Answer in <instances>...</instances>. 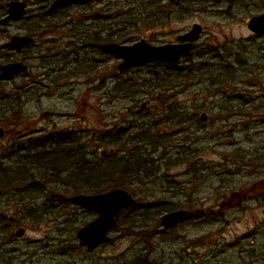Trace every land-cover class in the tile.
<instances>
[{"label":"rangeland","instance_id":"obj_1","mask_svg":"<svg viewBox=\"0 0 264 264\" xmlns=\"http://www.w3.org/2000/svg\"><path fill=\"white\" fill-rule=\"evenodd\" d=\"M185 1V4L192 6L187 4V9L186 5H177L178 17H170L169 28L164 30L157 24H131L135 14L154 12L156 6H151L153 0H150V5H141L143 9L139 13L125 7L128 5L126 0H90L87 7L112 15L105 25L108 32L103 35L115 34L118 38V34L122 33L124 41L118 42L120 44L130 45L144 37L152 45H164L174 42L175 36L185 33L192 24L205 26L207 30L197 41L196 50L179 62L182 66L205 61L207 56L203 54L213 48H217L218 53L227 49L231 54L229 62L233 67V81L224 93L208 89V83L202 82L205 79L198 78L189 83L186 90L177 87L172 92L162 94L163 97L173 94L169 99L172 107L187 105V112L190 113L194 112L191 109L193 106L198 109L203 107L209 116L205 125L198 130H195L197 127L190 130H195L194 134L200 138L196 143L201 147L196 154L200 172L192 176V173L189 174L191 167L180 164L163 170V180L149 188L138 185L127 187L140 201L139 208L124 212L119 219L118 229L110 234L111 242L92 254H86L78 247L75 231L93 219L95 214L70 207L63 211L60 206L54 208L50 203L43 202V197L31 205L22 206L20 203L18 206L14 196L2 195L0 216H4L0 218L3 223L7 224L10 216L16 217L19 220L16 225L25 228L26 233L22 240L0 235V264H136L139 257L143 261L147 249L151 250L149 261L153 264H264V191L255 190L257 182L264 178V67L261 66L264 63V35L252 34L245 23L249 17L264 12V0ZM90 13H85V19L73 29H91L94 22L88 19ZM65 20L61 21L66 23ZM67 29L66 26L60 30L58 42L67 35ZM82 46H86L85 43L77 47ZM85 51L89 52V49L81 52ZM236 56L245 63L244 66L235 63ZM89 57L93 70L62 81L45 94L35 87L22 88L30 82L28 73L10 82L0 83V93L21 98V106L16 105L13 112L8 114L9 118L13 115L19 118L16 123H0L7 131L5 137L0 139V168L16 169L18 155L9 158L8 153H20L19 149L27 148L43 135L49 137V133H72L81 143H86V159L92 161L99 155L94 144L98 133H101L98 131L103 128L124 130L127 122L132 121L133 125H139L132 135L138 131L140 124L142 127L148 125V132L151 133L172 132L169 124L164 123L170 113V110H166L168 103L160 105L158 101L151 100H156L159 93L156 73L165 67L144 66L119 74L116 67L121 61L116 58L99 56L94 52L89 53ZM207 63L213 68L219 65L211 58ZM185 93L189 98L187 103ZM233 104H238L240 108L244 106L242 112L233 115ZM141 105H144V112H140ZM185 107L181 112L187 113ZM221 107L227 108V117L219 121L214 116L215 113L219 114ZM129 108L136 112V116H131L130 120L125 115ZM255 108L258 110L254 111ZM137 115L138 120L133 121ZM150 125L153 127L150 128ZM183 126L188 130V123ZM18 138L21 139L17 141ZM55 138L57 136L53 140ZM163 141L161 139V143L157 144L160 146L157 153L169 150L172 154L177 152V141H169L162 146ZM186 145L189 146V142ZM152 148L155 150L154 145L148 144L142 150L148 152ZM250 188L254 193L248 195L246 201L236 199L231 202V205L234 202L233 208L229 209L230 205L221 207L231 193L248 192ZM66 192L58 193L60 200H63ZM16 196L20 199L23 194ZM58 203L53 205L58 206ZM164 204H179L192 212L205 210L210 214L167 234L154 235L150 247L143 242L140 231H158L159 224L153 223L151 217ZM44 208L53 213L51 217L42 215L38 223L36 220L46 210ZM17 209L20 213L22 211L20 217H17ZM58 210L63 212L57 215ZM32 212L36 213L30 217ZM55 217L57 220H53ZM13 232L14 229L11 234ZM27 250H31L30 254H22Z\"/></svg>","mask_w":264,"mask_h":264},{"label":"trees","instance_id":"obj_2","mask_svg":"<svg viewBox=\"0 0 264 264\" xmlns=\"http://www.w3.org/2000/svg\"><path fill=\"white\" fill-rule=\"evenodd\" d=\"M162 0H154V5L156 9L154 12L149 14H141L138 15L137 19L133 21L136 25L138 23H144L145 25H153L157 23L161 27L168 26L171 21L172 16H177V5L176 0H166L164 4H160ZM135 1L130 2V5ZM129 5V6H130ZM142 4L134 7L136 13H139ZM167 14V16H166ZM109 16H101L103 21L108 20ZM150 18V19H149ZM149 19V20H148ZM148 20V22H147ZM132 24V23H131ZM130 24V25H131ZM118 34V33H117ZM122 34V33H121ZM112 34L110 36H106L103 40L100 39L99 34L97 32H93L92 37L90 39L93 46L97 47L100 42H110V41H121L124 39L123 35ZM70 44V43H68ZM67 51V52H66ZM73 51L68 49V47H58L54 45L46 46L44 49V53L42 54L40 60L43 64L51 67L52 74H56L53 80H51L52 85H49L48 89L44 92L48 93V91L53 87V85H58L61 83V80H69L71 76H75L86 69V66L81 65L76 61L79 65L75 68L70 67V60H68L69 56L73 55ZM79 53H77L73 60L78 58ZM217 49H212L205 53V56H209L211 59H214L217 56ZM207 58V57H205ZM208 59H205L207 61ZM205 61L199 63L201 68H198L194 72L190 70L189 72H185L184 69L174 67L173 64H163L165 71L164 75L161 72H157L156 80L159 82L157 86V90L166 91L167 87H171L174 89L179 86L182 87L183 90H186L188 84L195 80V77L199 78V72L202 70L204 66L207 65ZM221 69V68H219ZM218 69V70H219ZM228 69V67H227ZM194 73V75H190ZM198 75V76H196ZM206 76L205 80L209 83L211 82V87L216 83L215 80L212 79L214 75L213 69L206 71L203 73ZM228 79L225 80L224 85L230 83V72L227 70ZM187 94L185 93V102L189 100L187 98ZM13 102H10L9 99L5 97H0V121L3 123L14 124L15 123V115L12 118L8 119V114L13 112V109L17 106H21V98L17 97ZM169 99L167 96L166 100ZM163 102V103H164ZM188 107L186 105V111ZM194 111L192 113L187 112V116L182 119L180 115L184 114L183 112L178 111L177 107H174V116H169L168 119H165V122L169 124L172 129V132L169 134H162L159 139H163L162 146H164L169 141H178L177 145L179 146L176 153L172 154L171 151H163L160 153L154 154V151H149L148 154L145 152H141V143H152L153 136H150L148 132L141 134L142 139L139 143L136 141H132L134 136H128L123 139L119 132L115 133L114 136L110 135V131L104 129L100 135L97 137V141L94 144V149L99 152V150H107V154L104 158L97 157L92 161L86 159V143H81L78 139L71 138V140H66L61 145H57L55 148H60V151H55V148L46 147L45 141L41 140V143L34 144L32 149H30L26 157L30 154L29 166L30 174H31V183L32 186L24 185L21 180L22 187L20 192L23 195H27V197H32L33 194L37 191H45L46 184L50 183L52 178H56L55 183L61 184L63 187H69L71 192H86V193H95L96 191L105 190L109 187H117V185L124 186L127 183L129 184H140L142 187H146L153 181L159 179L155 183H159L165 176L163 170H169L172 167L179 166L180 164L190 166L189 174L192 173V176L200 172V165H198L197 153L201 149L200 145H197V141L200 139L198 135L196 136L194 131H190L193 127H198L200 123H198L195 119V114L203 110L191 107ZM221 114H227L226 108L222 107L220 110ZM7 113V116H6ZM220 117V116H219ZM5 118V119H4ZM188 123V132L185 131L187 128H183V124ZM166 133V132H164ZM136 135L139 136L137 133ZM160 135V134H159ZM174 138H173V136ZM167 137V140L166 138ZM182 139L181 141H179ZM189 142V146L186 145ZM161 143V141H160ZM151 145V144H149ZM111 148L113 149L112 153H109ZM23 156V155H22ZM21 156V157H22ZM197 158V159H196ZM29 169L27 171H29ZM35 172L41 177L35 174ZM34 173V174H32ZM50 178H49V177ZM20 177V176H19ZM35 177L38 180H35ZM44 178L48 179L49 182H43ZM43 180V181H42ZM66 189V190H67ZM56 189L50 190V193H56ZM58 194V192H57ZM161 211H172L170 207H163L161 210H158L157 213H161ZM147 232V231H144ZM147 233L142 235L143 240L146 243L149 242ZM142 261V259H141Z\"/></svg>","mask_w":264,"mask_h":264},{"label":"water","instance_id":"obj_3","mask_svg":"<svg viewBox=\"0 0 264 264\" xmlns=\"http://www.w3.org/2000/svg\"><path fill=\"white\" fill-rule=\"evenodd\" d=\"M86 0H57L52 9L64 8L67 5ZM13 6V5H12ZM11 16L19 18L23 11L18 12L17 9L11 8ZM18 14V15H17ZM249 28L255 32H264V16L260 18H253L250 21ZM201 31L200 26H194L192 31L185 34V36L178 37V41L186 42V40H196L198 33ZM29 41L28 38L23 37L13 38L11 46L17 49L21 48L25 43ZM192 45H164L163 47H150L143 40L139 43L132 44V46L117 45L114 43L105 44L100 47L101 51L107 54H113L117 58L123 59L124 62L118 67L119 72L126 69L129 66H140L146 63H153L156 60H176L181 55L186 54ZM26 66H22L19 63L12 65H5L0 68V80L11 79L15 73L25 71ZM201 119H205V114L201 115ZM2 129H0V137L3 135ZM73 204H77L82 208H88L92 211H97L99 216L95 221L81 228L77 236L80 238V244L88 247L89 250L97 247L100 243L108 242L109 237L106 233L109 229L116 226L114 217L118 214V211L133 205L135 201L131 198L130 194L121 190H109L105 194L90 195H76L70 199ZM190 214L186 211H176L171 214L163 215L160 219L161 225L165 230L172 228L184 220L188 219ZM23 229L17 231V236L21 237Z\"/></svg>","mask_w":264,"mask_h":264},{"label":"flooded vegetation","instance_id":"obj_4","mask_svg":"<svg viewBox=\"0 0 264 264\" xmlns=\"http://www.w3.org/2000/svg\"><path fill=\"white\" fill-rule=\"evenodd\" d=\"M12 0H0V20L1 18L6 16V10L7 5ZM25 1V0H23ZM28 5L31 4V8H34L35 15L29 16V14L26 16L27 21L29 22L28 25H26V30L30 33L34 32L36 28V23L40 19H53L56 14H65L68 12V18H71L73 20H76L79 17H84L85 13V7L82 4H76V6H70L68 8H65L63 10H57L55 12L47 13L46 9L50 7V5L54 2V0H27L25 1ZM25 18V19H26ZM21 22V21H20ZM20 22H12L5 25H0V62L3 61H14L19 59L21 56H24V52L17 54L15 51H10L8 49L3 48L4 44H6L13 35H23L18 33L17 31H13V27Z\"/></svg>","mask_w":264,"mask_h":264}]
</instances>
